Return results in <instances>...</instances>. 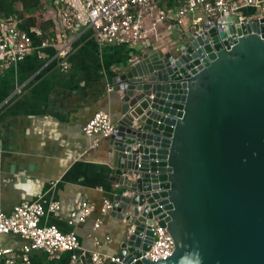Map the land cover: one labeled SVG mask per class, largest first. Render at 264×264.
I'll use <instances>...</instances> for the list:
<instances>
[{"label":"water","instance_id":"obj_1","mask_svg":"<svg viewBox=\"0 0 264 264\" xmlns=\"http://www.w3.org/2000/svg\"><path fill=\"white\" fill-rule=\"evenodd\" d=\"M225 20L115 73L118 260L101 264H264V17ZM155 222L175 248L151 261Z\"/></svg>","mask_w":264,"mask_h":264},{"label":"crops","instance_id":"obj_2","mask_svg":"<svg viewBox=\"0 0 264 264\" xmlns=\"http://www.w3.org/2000/svg\"><path fill=\"white\" fill-rule=\"evenodd\" d=\"M49 4H43L40 20H51V34L44 33L54 42L37 46L25 59L0 72V200L7 212L23 200L58 201L59 214L46 213L42 224L75 232L82 247L77 253L95 250L96 235L103 241L98 250L116 255L118 221L110 211L100 213L102 198H112L118 189L112 180V146L104 137L95 145L83 132V125L96 111H105L112 118L119 115L113 77L136 60L137 51L100 44L90 31L71 34L69 67L62 69L56 57L60 40L54 33V12ZM255 11L253 7L243 9L244 13ZM161 28L162 40L155 49L166 51L165 41L180 40L179 27L169 22ZM81 201L93 203L95 209L85 221L70 224V213ZM97 219L101 224L94 230ZM2 240L14 249L27 243L16 234ZM30 258V264H73L69 251L55 257L33 249Z\"/></svg>","mask_w":264,"mask_h":264},{"label":"built area","instance_id":"obj_3","mask_svg":"<svg viewBox=\"0 0 264 264\" xmlns=\"http://www.w3.org/2000/svg\"><path fill=\"white\" fill-rule=\"evenodd\" d=\"M54 12L57 36L60 46L56 57L60 67H69L68 56L72 51L71 34L90 31L100 44L124 45L137 51L135 58L151 49H155L162 40L161 26L174 22L179 27L180 38L187 32L202 35L213 25L224 27L225 19L234 14L239 23H249L264 17V0H52L49 4ZM253 7L254 13H244L243 9ZM54 42L51 35H45L37 26L24 28L14 16L0 15V72L7 66L19 62L37 46L45 47ZM167 50L173 49L176 42L165 41ZM151 48V49H150ZM176 49V48H175ZM39 56H41L39 54ZM134 61V62H135ZM111 89V88H110ZM113 118L105 111H96L83 125V132L98 144L101 137L108 138L116 131ZM98 134V135H97ZM112 206V199L102 198L100 213L107 214ZM61 205L58 201L42 198L23 200L7 212L0 200V260L2 264H30V252L43 249L48 255L57 257L61 252H71V262L77 263L82 249L75 232L63 231L54 224H42L46 213L58 215ZM95 205L81 201L70 213L69 223L83 222L91 215ZM101 219H97L93 229H97ZM155 238L144 257L151 261L169 256L175 244L166 227L155 222ZM16 234L27 240L18 249L3 243L5 235ZM96 249L91 250V259L101 264L107 255L98 248L103 241L93 236ZM111 241V238H107Z\"/></svg>","mask_w":264,"mask_h":264},{"label":"trees","instance_id":"obj_4","mask_svg":"<svg viewBox=\"0 0 264 264\" xmlns=\"http://www.w3.org/2000/svg\"><path fill=\"white\" fill-rule=\"evenodd\" d=\"M51 1L52 0H0V15L16 17L19 20L20 26L24 28L39 26L44 32L50 33L48 25H52L51 20L44 23L40 20V17L43 15L41 11L44 6L43 4ZM50 18L52 19V17ZM53 26L54 33L56 34V25Z\"/></svg>","mask_w":264,"mask_h":264},{"label":"rangeland","instance_id":"obj_5","mask_svg":"<svg viewBox=\"0 0 264 264\" xmlns=\"http://www.w3.org/2000/svg\"><path fill=\"white\" fill-rule=\"evenodd\" d=\"M166 46V44H164Z\"/></svg>","mask_w":264,"mask_h":264}]
</instances>
